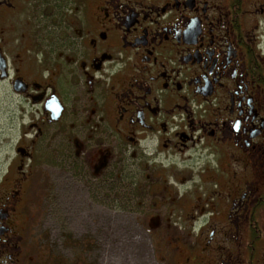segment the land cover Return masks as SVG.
Returning a JSON list of instances; mask_svg holds the SVG:
<instances>
[{"label":"flooded vegetation","instance_id":"af4514ba","mask_svg":"<svg viewBox=\"0 0 264 264\" xmlns=\"http://www.w3.org/2000/svg\"><path fill=\"white\" fill-rule=\"evenodd\" d=\"M258 1L0 0V125L18 126L0 264L32 260L27 188L43 149L73 202L110 186L143 208L172 264H264Z\"/></svg>","mask_w":264,"mask_h":264},{"label":"rangeland","instance_id":"374dc122","mask_svg":"<svg viewBox=\"0 0 264 264\" xmlns=\"http://www.w3.org/2000/svg\"><path fill=\"white\" fill-rule=\"evenodd\" d=\"M260 1L264 0L257 3ZM260 21L263 36L264 16ZM17 129L16 123L2 121L0 125V172L8 167L7 157L15 154ZM41 153L45 156L43 170H38L27 188L29 264H172L176 252L173 240L164 229L151 230L138 214L143 208L131 206L121 197L120 189L110 186L92 190L90 201L75 198L73 202L66 187H57L51 149ZM11 168L15 169V163Z\"/></svg>","mask_w":264,"mask_h":264},{"label":"water","instance_id":"95a60500","mask_svg":"<svg viewBox=\"0 0 264 264\" xmlns=\"http://www.w3.org/2000/svg\"><path fill=\"white\" fill-rule=\"evenodd\" d=\"M18 151H20V149L18 148Z\"/></svg>","mask_w":264,"mask_h":264}]
</instances>
